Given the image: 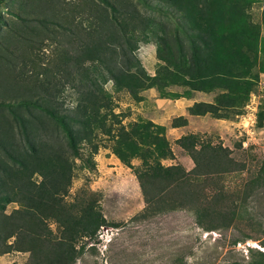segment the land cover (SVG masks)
<instances>
[{
    "label": "rangeland",
    "instance_id": "obj_1",
    "mask_svg": "<svg viewBox=\"0 0 264 264\" xmlns=\"http://www.w3.org/2000/svg\"><path fill=\"white\" fill-rule=\"evenodd\" d=\"M246 13L264 38V0L251 3ZM108 25L118 36L106 40L110 49L100 53L101 61L94 60L97 38ZM200 28L163 0H0V264H57L61 248L71 244L68 226L58 224L51 210L29 201L33 184L43 181L34 173L32 149L72 157L63 121L89 141L80 142L65 202L95 203L109 225L94 240L80 238L73 243L77 249L89 245L76 264L264 262V74L260 62L240 81L242 87L251 88L246 99L234 97V93L240 95L236 85L231 98L220 88L194 92L192 99L163 98L158 86L166 93H182L191 86L155 81L161 66L180 69L181 56L187 68H196L195 47L204 46ZM248 55L253 60V52ZM244 59L236 55L229 62L233 73L246 65ZM217 67L223 69L222 64L210 62L208 75ZM121 72L124 78L139 72L146 82L147 87L136 90L137 98L117 86L113 74ZM96 100L102 107L104 128L81 124L87 115H95ZM192 102L211 105V113L190 115ZM111 112L121 115L127 127L142 120L165 126L172 154L162 164L179 167L181 175L193 181L198 196H212L217 188L224 191L223 207L234 213L231 226L208 232L197 224L196 211L189 206L142 216L146 204L136 169L144 162L134 159L129 167L113 154L112 135L107 131L111 127L116 134L118 128ZM181 116L184 120H178ZM177 124L181 126L173 127ZM90 137L99 147L93 157ZM184 142L198 150L211 147L212 154L221 155L215 159L219 166L232 163L237 170L197 175L188 150L180 146ZM88 158L92 164L84 168ZM185 197L181 192L177 199ZM208 207L203 213L209 212ZM74 214L80 215L77 210ZM19 229L25 230L24 235L13 236ZM32 238L38 240L32 243ZM41 239L53 242V252L46 253L36 244Z\"/></svg>",
    "mask_w": 264,
    "mask_h": 264
},
{
    "label": "trees",
    "instance_id": "obj_2",
    "mask_svg": "<svg viewBox=\"0 0 264 264\" xmlns=\"http://www.w3.org/2000/svg\"><path fill=\"white\" fill-rule=\"evenodd\" d=\"M171 2L183 17L193 26L196 23L201 25L200 32L203 33V47H195V51L199 58L196 61V68H187L185 66L187 60L181 56V68L169 70L167 67H160L155 81L159 82L166 79L168 86H179L185 89L182 93H166L163 88L158 86V91L163 98L170 99H192L193 93L198 91H207L220 88L226 91V96L231 98L236 96H244L250 91L239 84L241 79L249 75L251 69L260 62V73L264 74V38L260 37L258 27L250 23L246 9L251 3L258 0H163ZM264 17V15H263ZM103 23H101L102 26ZM105 28V26H103ZM102 33L97 38L94 50V60H102L100 53L104 54L110 49L106 46L105 41L118 36L117 31L112 30L108 25L107 28L101 29ZM253 52V60L248 52ZM118 55L116 52L112 54ZM241 55L246 63L241 67L238 73H233V67L229 62L236 56ZM213 61V65L222 64L223 69L214 68L215 71L208 75L209 63ZM211 66L209 71H211ZM192 77V80L186 79V76ZM116 84L119 87L127 88L132 95L137 96L136 90L147 87L146 82L142 79L141 74H130L125 77L121 72L120 75L113 74ZM255 77V76H254ZM237 86L239 94L234 93V86ZM150 86V85H148ZM106 97V95H105ZM137 98V97H136ZM241 101V100H240ZM239 101V102H240ZM236 103L238 101H235ZM96 100L93 104L95 115H87L83 126L89 128L106 127L105 119L102 117L101 108L97 106ZM211 105L201 102L194 103L189 108V114L192 116H201L211 113L208 109ZM104 108V106H103ZM117 125L116 134L112 133V128L108 129V133L112 135L113 154L126 166H132V160L140 159L144 162L141 168L136 169V176L144 197L145 209L142 216L155 215L166 210H175L179 207H192L196 211L197 224L208 232L219 230L220 228H229L234 220V213L228 207H223V202L227 200V194L222 190L214 189L212 196L207 193L197 195L196 187L191 179L186 175H181L183 171L179 167H165L163 160L171 157L170 144L167 139V130L163 125H158L152 121H140L135 125L127 127L121 122V115L110 113ZM101 116V118H99ZM59 118L55 119L56 123H60ZM184 120V116L178 118ZM64 122V123H63ZM63 130L67 138V149L72 157L63 155L62 152L54 151L53 154L47 153L43 148H34L30 155L32 164L36 166L34 173H38L43 177V181L39 186L34 185L35 189L30 192L29 201L47 208L54 212L56 222L64 226H68L71 234L70 243L66 247L61 248V258L57 264H76L77 258L85 253L88 244H82L79 249L73 243L80 238H89L94 240L101 228L109 226L101 211L95 206V203L81 202L77 206L67 205L65 200L69 196L71 186L74 179V171L76 167V159L80 156V142L88 141V137H81L76 134L70 123L63 121ZM181 124L173 127H180ZM93 131V130H92ZM92 131L90 135L92 134ZM183 140V139H182ZM89 142V141H88ZM188 142L180 143L184 150H188L190 157L195 163V173L201 176H214L222 174V172L236 171V166L228 164H219L215 159L221 157L220 154H212L210 148L202 147L200 150L194 146L188 147ZM91 153L93 157L98 153L99 147L93 143L90 137ZM84 168L92 164L90 158L86 159ZM214 161V162H213ZM232 162V161H231ZM3 167V165H1ZM185 172V171H184ZM33 173V174H34ZM177 174L173 179L172 175ZM194 188V190H193ZM204 192L205 188H201ZM186 196L184 200L177 199L179 193ZM198 192V191H196ZM208 207L209 212L203 213ZM36 208V210H37ZM75 210L79 212V216L74 214ZM209 219L205 223L204 219ZM116 226V225H115ZM48 227V226H47ZM25 230L19 229L15 234L24 235ZM27 233V231H26ZM38 238H32L33 243ZM59 244H64L58 241ZM42 246V250L46 253L53 252L51 249L52 241L41 239L36 242ZM237 244V241L234 243ZM66 245V244H65ZM63 246V245H62ZM91 248V247H90ZM264 256V255H263ZM256 264H264L263 261Z\"/></svg>",
    "mask_w": 264,
    "mask_h": 264
},
{
    "label": "crops",
    "instance_id": "obj_3",
    "mask_svg": "<svg viewBox=\"0 0 264 264\" xmlns=\"http://www.w3.org/2000/svg\"><path fill=\"white\" fill-rule=\"evenodd\" d=\"M187 101H188V100H187ZM192 101H193V100H192ZM188 102H191V101H188ZM192 104H193V102H192ZM193 105H194V104H193ZM193 105H192V106H193ZM188 107L190 108L191 106H188Z\"/></svg>",
    "mask_w": 264,
    "mask_h": 264
},
{
    "label": "clouds",
    "instance_id": "obj_4",
    "mask_svg": "<svg viewBox=\"0 0 264 264\" xmlns=\"http://www.w3.org/2000/svg\"><path fill=\"white\" fill-rule=\"evenodd\" d=\"M214 233V232H213ZM251 248H253V247H251Z\"/></svg>",
    "mask_w": 264,
    "mask_h": 264
},
{
    "label": "built area",
    "instance_id": "obj_5",
    "mask_svg": "<svg viewBox=\"0 0 264 264\" xmlns=\"http://www.w3.org/2000/svg\"><path fill=\"white\" fill-rule=\"evenodd\" d=\"M217 234V233H216Z\"/></svg>",
    "mask_w": 264,
    "mask_h": 264
}]
</instances>
